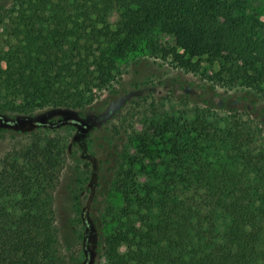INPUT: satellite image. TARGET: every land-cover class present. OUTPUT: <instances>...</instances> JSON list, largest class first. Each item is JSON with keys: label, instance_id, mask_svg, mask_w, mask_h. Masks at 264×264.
I'll use <instances>...</instances> for the list:
<instances>
[{"label": "trees", "instance_id": "16d2710c", "mask_svg": "<svg viewBox=\"0 0 264 264\" xmlns=\"http://www.w3.org/2000/svg\"><path fill=\"white\" fill-rule=\"evenodd\" d=\"M245 5L13 0L0 10V134L9 132L0 156V264H78L59 239L53 208L69 137L53 121L33 123L28 134L10 127L37 114L85 111L94 92L116 81L120 63L142 58L196 74L206 57L230 88L264 103V21ZM146 107L109 129V161L74 143L88 194L102 205L90 225L76 207L79 239L94 240L104 264H264L260 119L196 108L181 127Z\"/></svg>", "mask_w": 264, "mask_h": 264}, {"label": "rangeland", "instance_id": "374dc122", "mask_svg": "<svg viewBox=\"0 0 264 264\" xmlns=\"http://www.w3.org/2000/svg\"><path fill=\"white\" fill-rule=\"evenodd\" d=\"M12 2L13 0H0V10L8 8ZM245 2L244 13L255 15L263 22L264 0ZM218 70L217 63L209 61L206 57L199 60V70L196 74L185 73L158 59L129 60L120 63L116 81L94 92V100L85 111L37 114L30 120L22 119L10 127L12 131L28 134L34 131L33 123L53 121L60 125L58 131L62 136L69 137L68 155L53 194V208L59 239L62 244H66L69 253L77 255L78 264H104V261L99 245L92 239L87 244L83 242L79 239L82 231L73 226L76 207L82 211L83 222L89 225L92 220L97 219L102 207L101 198L95 200L88 194L89 185L83 181L84 173L88 170L74 143L85 141L89 153H93L94 157L101 161H109L106 156L111 145L112 133L109 129H112V125H117L122 116L126 117L129 109L142 111L143 108L147 109V105H153V109L159 114L174 119L181 127L191 119L194 109L210 108L213 113L220 115H238L241 110L253 112L262 122L264 129V103L255 102L254 98L230 88L227 79L217 75ZM70 122L75 124L74 127ZM67 123L69 126H64ZM1 126L3 124H0ZM7 134L5 137L0 134V156L9 148ZM261 143L264 144V132ZM103 164L104 171L99 173L102 177L108 175V164ZM108 204L117 211L122 207L116 199H109ZM104 208L101 210L103 215ZM122 215L124 218V212Z\"/></svg>", "mask_w": 264, "mask_h": 264}]
</instances>
